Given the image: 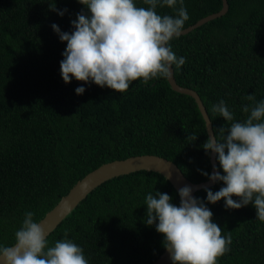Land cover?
Here are the masks:
<instances>
[{
	"label": "trees",
	"instance_id": "obj_1",
	"mask_svg": "<svg viewBox=\"0 0 264 264\" xmlns=\"http://www.w3.org/2000/svg\"><path fill=\"white\" fill-rule=\"evenodd\" d=\"M226 2L222 17L170 41L174 54L186 59L179 69L173 65V78L197 93L213 131L231 123L212 111L220 100L234 122L246 119L245 105L264 100V0ZM135 3L149 7L143 0ZM184 6L185 28L218 12L221 1L184 0ZM82 10L88 12L78 0H0V246L14 245L26 212H34L37 222L103 163L151 154L174 163L190 182L208 179L201 174L210 170L203 119L194 100L172 91L165 78L147 84L141 78L123 93L75 78L63 81L66 42L52 25L71 33V21ZM156 11L176 15L167 6ZM81 86L85 91L77 95ZM251 94L255 101L246 99ZM193 134L195 141L188 138ZM223 186L216 182L208 189ZM156 191L179 206L171 184L152 171L102 182L56 225L47 236L49 246L67 238L83 249L88 264H151L165 250L163 235L146 223V196ZM194 197L211 210L222 235L231 236L230 250L217 264H264V222L252 204H211L205 189Z\"/></svg>",
	"mask_w": 264,
	"mask_h": 264
},
{
	"label": "clouds",
	"instance_id": "obj_2",
	"mask_svg": "<svg viewBox=\"0 0 264 264\" xmlns=\"http://www.w3.org/2000/svg\"><path fill=\"white\" fill-rule=\"evenodd\" d=\"M78 3L88 12L82 10L71 21L73 32H62L58 25H52L61 42H66L60 62L66 84L75 78L123 93L141 78L145 84L158 77L168 79L173 75V65L179 69L186 63L170 45L173 38L181 36L189 19L184 0H143L147 8L138 7L135 0ZM158 5L174 9L176 15L157 14ZM66 11L58 14L63 16ZM84 91L82 86L75 89L77 95ZM246 99L255 101V96L251 94ZM212 111L231 123L213 131L202 145L206 154H216L223 170V174L215 169L211 175L201 173L212 182L224 184L216 192L205 189L207 202L215 204L223 199L228 209L252 204L256 218L264 222V100L243 107L242 111L248 113L243 122H234L224 100ZM188 138L195 141L197 136ZM178 195L179 206L166 193H149L145 201L147 225H155V230L163 235V246L172 264H217L218 258L230 250L231 236L222 235L220 226L213 222V213L192 196L190 186L179 189ZM34 215L25 213L21 228L14 234V245L0 246V264H88L83 249L67 238L50 247L47 234L41 223L33 220Z\"/></svg>",
	"mask_w": 264,
	"mask_h": 264
},
{
	"label": "water",
	"instance_id": "obj_3",
	"mask_svg": "<svg viewBox=\"0 0 264 264\" xmlns=\"http://www.w3.org/2000/svg\"><path fill=\"white\" fill-rule=\"evenodd\" d=\"M221 1V8L218 12L214 14H208L193 24L183 28L182 34H187L189 31L195 29L196 27L201 26L207 21H212L214 19L222 17L227 11V2L226 0ZM173 72V70L171 69ZM169 87L172 91L177 93L185 94L190 96L196 106L197 109L203 119L204 128L209 136L213 130L211 129V124L208 119V116L205 112V108L197 95V93L186 87L179 86L173 75L166 79ZM208 124V127H207ZM216 154L210 153L209 159V175L214 172L216 169ZM152 171L163 176L174 188V190L179 192L184 186H190L192 188V196L194 197V193L197 190L208 189L212 187L216 182H212L207 179L206 181L193 183L184 177L178 167L172 163L171 161L151 154L145 155H135L130 158L120 160V161H112L110 163H103L93 170L86 173L83 177L77 180L55 204L49 209L37 222L41 223V226L44 228L47 236L55 229L56 225L60 223L62 219L96 186L100 185L102 182H106L113 178H117L120 176L131 174L135 171ZM179 196V195H178ZM180 199V197H179ZM172 262L170 258V254L166 249L160 253V255L151 263V264H170Z\"/></svg>",
	"mask_w": 264,
	"mask_h": 264
}]
</instances>
